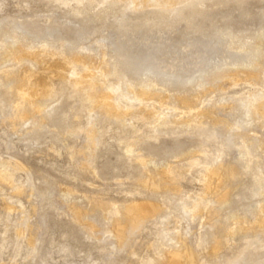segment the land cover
Returning <instances> with one entry per match:
<instances>
[{
	"label": "rangeland",
	"instance_id": "obj_1",
	"mask_svg": "<svg viewBox=\"0 0 264 264\" xmlns=\"http://www.w3.org/2000/svg\"><path fill=\"white\" fill-rule=\"evenodd\" d=\"M162 4L132 12L128 0H0V175L10 178L0 179V264H144L178 236L201 264L264 260V119L242 107L249 95L264 96V0H182L177 11ZM17 44L59 53L50 64L2 54ZM62 52L89 56L90 64L77 63L64 77L56 67L47 73ZM27 70L45 75L51 92L39 112L19 119L5 74ZM233 70L254 73L241 71L232 83L224 74ZM87 73L94 87H75ZM141 85L197 94L198 107L214 116L174 122L181 113L173 97L165 106L148 103L159 118L110 116L99 103L115 87L120 106L137 104L132 87ZM209 163L238 173L223 181L224 198L203 193ZM165 164L182 177L145 189L144 173ZM201 198L208 212L190 215ZM142 201L160 210L119 245L113 216L95 205ZM237 222L243 228L212 253L216 233Z\"/></svg>",
	"mask_w": 264,
	"mask_h": 264
},
{
	"label": "bare ground",
	"instance_id": "obj_2",
	"mask_svg": "<svg viewBox=\"0 0 264 264\" xmlns=\"http://www.w3.org/2000/svg\"><path fill=\"white\" fill-rule=\"evenodd\" d=\"M89 1H91V0H89ZM128 1L131 4L130 8L132 9V12H133V10H136L138 7H145V6H149V5L158 6L159 4H162V3L167 4L170 7L172 6L171 9L176 10L177 8L175 6L173 7V5L175 3L181 2L182 0H160L161 2H159L158 0H154L153 2H150L151 0H128ZM192 7H194V6H192ZM190 20H191V18H190ZM191 22H192V20H191ZM212 33H214V32H212ZM148 35H150V34H148ZM160 39H158V40H160ZM245 42H246V39H245ZM58 53L59 52H57V51L35 50V49H32V48L25 46L23 44H17L11 48L5 49L2 52L3 55L9 56L16 61H22L26 58L27 59L28 58H30V59L35 58V61L41 62V63H45L46 61H48L47 59H49L50 57L52 58L54 55H55L54 57L56 58V54L58 56ZM62 54L66 55L64 58L62 57L63 60L56 61V62L54 61L55 66H51V65L46 66L45 69H46L47 73H49L50 70H54L53 67H56L57 68L56 70L58 71V73L56 71H55L56 73L55 72L54 73L56 75L59 74L58 76H63L65 74L64 72L68 68H70V67L72 68L77 63H79V64L83 63L85 65L90 64L89 56H85V55L82 56L76 52H72V53H69V52L63 53L62 52ZM135 54H136V52H135ZM62 58H59V59H62ZM49 61H51V60H49ZM49 61H48V63L50 64ZM52 61H53V59H52ZM51 63H53V62H51ZM44 65H46V64H44ZM91 66H92V64H91ZM242 67L243 66L241 65V69H242ZM91 68H95V67H91ZM45 69H44V74H45ZM241 71L233 70L231 72H228V73L224 74V78L233 83L239 79L240 74L242 72L245 73L248 71L251 75H253V73H254L253 72L254 70H244L242 72ZM10 72H8L5 75L9 80H11L12 84H11L10 88H13L15 90L14 92L16 93V96L18 97V100H17L18 102L16 104L18 118L19 119H25L28 114L39 112L41 110V106H42L41 100H43L46 97V95L47 94L49 95V93L51 92L50 87L46 85L47 84L46 83L47 81L45 80L46 74L44 76L40 75V76L36 77L34 75V73L29 71V70L24 71V73L21 75H16V74H13ZM105 72L107 74L109 72V69H107V71H105ZM66 73H67V71H66ZM72 73H74V72H72ZM91 76H92V73H87L83 76H80V77L78 76V78H75V80H73L74 82L73 81L72 82L74 83V86L77 88H81L82 86L93 88L94 84L92 83L93 80L91 81ZM139 87H141V89H139ZM139 87H137V88L132 87L134 95H135V97H133V99L137 101V104H133L134 103L133 102L130 104L128 103V105H126V106H120L119 103L116 101V98L114 96V90L116 89L115 87H112L111 91H109L108 93H103L101 95V98L99 99V103H101V106L105 107L106 112L110 116L122 117V116H126L128 114H131L132 112H137V114L139 113L142 118H154V117L159 118L162 116V112L161 111L158 112L156 110V106H150L148 103L150 101H152V103L158 104L159 106H165V105H168L169 98L173 97V99L176 102V108H180V113H181V116L179 115V118H176L175 120H173L174 122L175 121H183V122H186V121L189 122L190 121L191 122L194 120L195 116L200 117V118H202L204 116L211 118L214 116L213 115L214 112L212 111V109H205V108L201 109L200 108L201 106L198 107V101H199L200 97L197 94L176 93L175 95L171 96L168 93L167 94L163 93L162 91L156 90L155 88L152 89L149 86L147 87L145 85H141ZM116 95H117V93H116ZM137 105H140V107L137 108ZM242 107L245 108V110H247L248 112L252 111L254 114H257L258 116L263 117V119H264V96H259V95H257V93L251 94L248 96L247 99L244 100ZM190 110H194V112H190ZM254 122H256V121H254ZM131 147H132L131 145H128L127 150L130 151ZM194 161L195 160H193V162ZM141 162H142V164L145 165L144 159H141ZM192 165H194V164L192 163ZM256 168H258V167H256ZM144 176L147 178V180L149 182L141 181L142 186L145 189L156 192L162 188V185L165 182H174V184H175V182L180 177H182V171L180 170V168L178 169V168H175L169 164H165L158 171L146 172V173H144ZM237 176H238V173L236 172V170L234 169L233 166L226 167L223 164L222 165L221 164L211 165L210 163L207 165H204L203 176H200V178L203 177V179H202L203 180L202 184L204 186L203 187V193L204 194L213 193V195L216 197V199L217 198H224L227 196L228 190L225 189L226 187L221 188V186L223 185L222 183H224L223 181L236 179ZM0 179H1V181H8L10 178L6 175H0ZM147 199H149V198H147ZM151 200H152V198H151ZM190 200H192V199H190ZM96 203L98 204V201ZM208 204L205 203L203 201V199L202 200L199 199V201L194 202L190 206V209H189V211L191 212L190 215H193L194 213L198 212L199 210H207V212H208V209H209ZM95 207H99V208H102L105 210L107 209L109 214L113 216L114 224H116V226L114 229L110 228V233L113 235L115 240H117L116 243H118L119 245H121L125 241H127L131 232L138 229L145 219L154 216L160 210V205L154 201H142V202H138V203L136 202L133 204H129L127 206L122 205L121 207H117L115 210H112V207L110 206V204H106V203H105V205H101V204L95 205ZM183 208L186 210V206H184ZM81 214H83V213H81ZM260 214H264V207L261 208ZM254 224H256V223H254ZM260 226H261V224L257 223L254 228H258ZM238 228H243L242 222H237L232 227H227L221 231L219 230L214 237L215 245H213L211 247L210 251L212 253H215L217 250H219L226 243L228 236L230 234L234 233V231H232V230H236ZM136 236H137V234H136ZM169 236H170V234H169ZM174 239L176 240V243H177L176 246L169 245L167 247H163L162 249L160 248L161 250H160L159 254L156 257L149 259V261L145 262L144 264H201V262H199V260L197 259L195 251L186 243V241L184 239H182L179 236L174 237ZM160 240H161V238H160ZM263 263H264V260L258 262V264H263Z\"/></svg>",
	"mask_w": 264,
	"mask_h": 264
}]
</instances>
